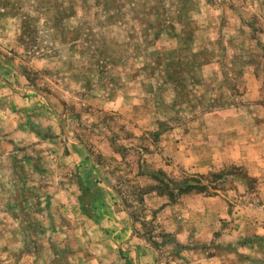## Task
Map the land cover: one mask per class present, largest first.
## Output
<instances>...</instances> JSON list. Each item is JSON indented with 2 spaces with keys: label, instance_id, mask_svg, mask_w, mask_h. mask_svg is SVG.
<instances>
[{
  "label": "rangeland",
  "instance_id": "374dc122",
  "mask_svg": "<svg viewBox=\"0 0 264 264\" xmlns=\"http://www.w3.org/2000/svg\"><path fill=\"white\" fill-rule=\"evenodd\" d=\"M187 193L264 223V0H0V264H188Z\"/></svg>",
  "mask_w": 264,
  "mask_h": 264
},
{
  "label": "crops",
  "instance_id": "0c3cea01",
  "mask_svg": "<svg viewBox=\"0 0 264 264\" xmlns=\"http://www.w3.org/2000/svg\"><path fill=\"white\" fill-rule=\"evenodd\" d=\"M101 186L100 202L121 214L118 203L109 193V184ZM225 210L217 194L187 193L176 202L164 201L158 206L157 214L164 220L165 231L173 233L174 242L185 245L182 254L188 264H252L253 261L263 264L255 260L260 254L255 241L259 235L264 243V223L254 221L252 226L249 224L250 230L242 229L245 223L237 225L236 220L231 223ZM263 248L264 244L261 251Z\"/></svg>",
  "mask_w": 264,
  "mask_h": 264
},
{
  "label": "trees",
  "instance_id": "16d2710c",
  "mask_svg": "<svg viewBox=\"0 0 264 264\" xmlns=\"http://www.w3.org/2000/svg\"><path fill=\"white\" fill-rule=\"evenodd\" d=\"M162 185H164L166 188L167 187H169V185L168 184H165V183H163ZM196 188V185H193V184H185V186L184 187H179L178 188V191H180V192H182V191H190V190H192V189H195ZM170 196H172L171 194H170Z\"/></svg>",
  "mask_w": 264,
  "mask_h": 264
}]
</instances>
